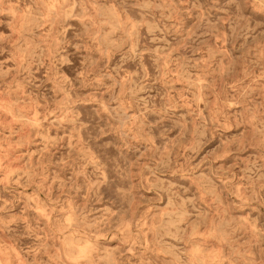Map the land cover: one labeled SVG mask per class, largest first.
<instances>
[{"label":"rangeland","instance_id":"374dc122","mask_svg":"<svg viewBox=\"0 0 264 264\" xmlns=\"http://www.w3.org/2000/svg\"><path fill=\"white\" fill-rule=\"evenodd\" d=\"M0 264H264V0H0Z\"/></svg>","mask_w":264,"mask_h":264}]
</instances>
